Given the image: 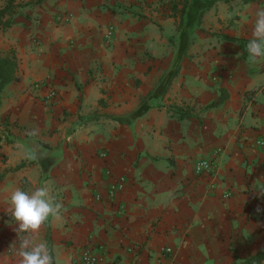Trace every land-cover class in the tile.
Listing matches in <instances>:
<instances>
[{
	"label": "crops",
	"instance_id": "0c3cea01",
	"mask_svg": "<svg viewBox=\"0 0 264 264\" xmlns=\"http://www.w3.org/2000/svg\"><path fill=\"white\" fill-rule=\"evenodd\" d=\"M11 6L0 57L14 54L18 80L0 92V264H18L11 192L45 185L63 209L35 241L54 264H81L86 247L102 248L96 264H235L264 249V59L250 63L246 50L264 0ZM188 11L202 15L177 74L150 99ZM200 159L213 169L197 173ZM119 177L124 189L108 199Z\"/></svg>",
	"mask_w": 264,
	"mask_h": 264
},
{
	"label": "clouds",
	"instance_id": "9594fccd",
	"mask_svg": "<svg viewBox=\"0 0 264 264\" xmlns=\"http://www.w3.org/2000/svg\"><path fill=\"white\" fill-rule=\"evenodd\" d=\"M251 38L246 44L248 61L252 64L264 59V7H257L252 14ZM39 128L33 127L26 135L35 137ZM43 153L33 149L31 159L43 158ZM63 203L57 201L47 185L35 188L31 193L16 187L10 194L9 212L17 223V244L14 251L18 264H54V256L46 241H35L50 218H59ZM259 211V209H257Z\"/></svg>",
	"mask_w": 264,
	"mask_h": 264
},
{
	"label": "trees",
	"instance_id": "16d2710c",
	"mask_svg": "<svg viewBox=\"0 0 264 264\" xmlns=\"http://www.w3.org/2000/svg\"><path fill=\"white\" fill-rule=\"evenodd\" d=\"M243 3L249 2L251 0H240ZM13 0H8L7 7L11 6ZM193 2L191 4L192 9L197 7L199 10H203L208 8V4ZM198 5V6H197ZM190 12L188 11L186 18L181 20L180 24V30L178 32V38H177V49L174 54V63L172 65V68L168 71V73L162 77L160 80V83L158 86L153 90V92L150 94V99H157L160 96H162L168 84L170 83V80L172 77H174L177 74L179 62L181 61L182 57L185 55L188 44H189V36L190 33L188 32V29L191 27V25L197 23L200 20V17L202 15V12L198 16H190ZM6 15V8L0 11V32L5 30L11 25L10 18L5 19ZM189 27V28H188ZM16 69H17V61L14 56V54H8L6 56L0 57V92L3 90V88L10 82L17 81L18 78L16 77ZM221 102V99L211 104L209 107H214L217 104ZM143 111H139L135 114L141 115ZM264 260V249L259 250L257 253H255L252 256H249L245 260L241 262V264H260Z\"/></svg>",
	"mask_w": 264,
	"mask_h": 264
},
{
	"label": "built area",
	"instance_id": "2783aa9c",
	"mask_svg": "<svg viewBox=\"0 0 264 264\" xmlns=\"http://www.w3.org/2000/svg\"><path fill=\"white\" fill-rule=\"evenodd\" d=\"M42 84H35V88H39ZM47 86V84H46ZM57 97L56 90L49 88L47 95L45 96V99L48 101H51ZM255 147L264 154V139L258 138L255 141ZM194 169L197 173L202 172H210V170L213 169V161L212 160H205L200 159L194 163ZM109 171H106V174H109ZM125 186V180L123 177L117 178L114 182L108 184L106 188V195L108 199H113L119 192H121L124 189ZM97 200L101 199L100 194H97L96 196ZM98 250V248H97ZM92 250L89 247L83 248L79 255V262L81 264H96L98 262L99 253L102 252V248L99 247V251ZM166 252H169L170 249H165Z\"/></svg>",
	"mask_w": 264,
	"mask_h": 264
},
{
	"label": "rangeland",
	"instance_id": "374dc122",
	"mask_svg": "<svg viewBox=\"0 0 264 264\" xmlns=\"http://www.w3.org/2000/svg\"><path fill=\"white\" fill-rule=\"evenodd\" d=\"M6 5L7 4L5 3V0H1V2H0V11L3 10L4 8H6V14L10 13L11 11H13L12 9L16 7V6L7 7ZM190 36H191V34H190ZM190 36H189V41H190ZM239 263H241V262H238V263L236 262L235 264H239Z\"/></svg>",
	"mask_w": 264,
	"mask_h": 264
}]
</instances>
